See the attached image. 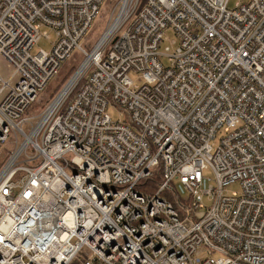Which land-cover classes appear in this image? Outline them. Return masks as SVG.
<instances>
[{
	"label": "built area",
	"instance_id": "2783aa9c",
	"mask_svg": "<svg viewBox=\"0 0 264 264\" xmlns=\"http://www.w3.org/2000/svg\"><path fill=\"white\" fill-rule=\"evenodd\" d=\"M103 1L0 0V264H264V0Z\"/></svg>",
	"mask_w": 264,
	"mask_h": 264
},
{
	"label": "rangeland",
	"instance_id": "374dc122",
	"mask_svg": "<svg viewBox=\"0 0 264 264\" xmlns=\"http://www.w3.org/2000/svg\"><path fill=\"white\" fill-rule=\"evenodd\" d=\"M119 0H104L100 6V12L98 16L94 19L92 25L86 32L81 45L84 46L86 49H89L94 42L98 39L100 34L105 29L107 20L110 16V12L114 5ZM240 0H228V7L233 8L235 5L239 3ZM133 19V16L130 18V20L127 22L126 25L130 23V21ZM164 36L169 39H165L162 42V45L159 50H164L165 47H172L173 45L170 42V39H172L173 34L171 30H166L164 32ZM40 48L49 50L50 48V42L48 39H46L44 36H41L39 41L32 47L31 53L35 54ZM82 60V56L79 54L77 50H74L70 56L69 59L64 61L61 64L59 72L49 81V83L46 85L44 90H42L38 96L35 102L32 103L30 107H28L23 115L27 114H37L42 108L54 98V96L58 93V91L62 88L63 84H65L68 80V78L59 86L57 89L56 85L60 83L62 79L63 72L66 70V68L72 63V62H78V65L80 61ZM77 65V66H78ZM10 69L9 66L6 65V62H4L3 59L0 58V75L3 79H6L10 75ZM129 77L133 80L135 84H140L142 82L141 77L138 75V73L130 70L128 72ZM107 113L111 117L112 120H123V114H120L119 109H117L114 105L109 104L107 108ZM217 140H215L216 142ZM207 175H211V172L209 170L206 171ZM173 187L177 191V193L181 197L188 196V192L180 185L178 181L172 182ZM203 185H205V181L203 182ZM226 194H231L233 191L238 192L240 190L239 182H231L227 185L225 189ZM202 251V250H201ZM199 251V252H201Z\"/></svg>",
	"mask_w": 264,
	"mask_h": 264
},
{
	"label": "trees",
	"instance_id": "16d2710c",
	"mask_svg": "<svg viewBox=\"0 0 264 264\" xmlns=\"http://www.w3.org/2000/svg\"><path fill=\"white\" fill-rule=\"evenodd\" d=\"M78 65V62H72L67 68L66 70L63 72V75H62V79L60 81L59 84L56 85L57 89L59 88V86L68 78L72 75V73L75 71L76 67ZM64 85V84H63ZM4 161V154H1L0 155V165L3 163ZM159 178H160V171H157L151 178L149 179H145L141 184V185H145L149 191H155L156 190V187H157V184L159 183ZM164 195L166 197H168V199L170 201H172V203L177 206L180 201L178 198L174 197V195L171 193V192H167V191H164Z\"/></svg>",
	"mask_w": 264,
	"mask_h": 264
}]
</instances>
